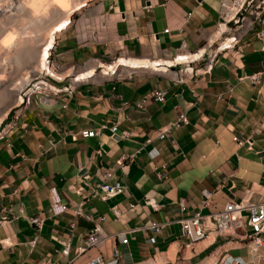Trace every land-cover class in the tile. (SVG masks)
<instances>
[{
    "label": "crops",
    "instance_id": "1",
    "mask_svg": "<svg viewBox=\"0 0 264 264\" xmlns=\"http://www.w3.org/2000/svg\"><path fill=\"white\" fill-rule=\"evenodd\" d=\"M30 10L42 11L31 5ZM74 10L46 34L32 75L40 72L51 30ZM218 11L219 0H106L58 34L52 56L65 71L56 77L72 75L78 82L77 76L95 67L97 74L47 103L35 96L30 106L15 111L16 118L11 113L1 120L0 205L9 207L10 216L20 206L23 213L0 224V264H59L61 241L68 236L73 264H86L99 253L111 264L112 247L129 262L128 248L113 234L151 222L161 223L155 243L141 231L130 234V250L137 258L154 254L157 264H220L230 256L247 264V244L235 237L187 247L179 219L196 211L215 212L230 199L264 200V76L248 78L261 70L262 42L246 37L219 52L205 72L182 74L164 65L157 71L123 66L106 75L98 69L121 58L170 57L182 45L195 49L214 39ZM115 54L122 56L111 63L91 58ZM155 89L165 90L164 101L150 97L138 107ZM179 114L185 121L177 123ZM114 123L117 130L111 134ZM85 129L98 134L81 137ZM165 129L169 134L159 138ZM244 139L251 143L238 142ZM129 153L133 159L119 166L117 159ZM104 170L111 172L109 181L127 186L124 193L106 199L92 195ZM204 189L211 191L207 207L200 205ZM113 206L120 210L118 217ZM36 216L40 227L30 221ZM246 217L244 212V226ZM96 223L112 235L98 247L83 249L85 235Z\"/></svg>",
    "mask_w": 264,
    "mask_h": 264
},
{
    "label": "built area",
    "instance_id": "2",
    "mask_svg": "<svg viewBox=\"0 0 264 264\" xmlns=\"http://www.w3.org/2000/svg\"><path fill=\"white\" fill-rule=\"evenodd\" d=\"M22 0H0V8L6 14H12L20 12ZM191 12H188V16ZM218 33L215 35V33ZM214 34L213 40L207 39L205 42L196 47L195 49H187L182 45L178 51L172 54L170 57H157L162 59H169L171 63H160L157 58L148 57L153 65H164L166 70L172 69L179 71L182 74L193 73L195 71H208L211 69L214 59L221 51L233 49L239 45L246 37L258 39L262 42L261 48L264 49V0H219V11L216 26L211 35ZM211 44H215V47L208 53ZM93 59L105 61L101 57L93 56ZM89 58V59H91ZM88 59V60H89ZM88 60L80 64L84 66ZM197 63V65H193ZM185 65L184 67H179ZM178 66V67H177ZM48 67H51L55 71L63 70L60 65L55 62L53 56L46 59V68L41 69L36 75L29 79L25 87L20 89L17 102L18 106L13 111V117H17L15 111L17 109L26 108L31 105L33 97H38L42 102H49L53 95L62 92H72L75 89V84L83 81L73 82L71 77L67 75L63 78L54 76L51 72H48ZM264 76V60L261 66V70L257 73L249 75L248 78L256 80L257 78ZM67 79V83L62 84L64 78ZM181 79V78H179ZM87 81V80H85ZM152 97L153 99L162 102L165 99V90L155 89L144 96V98L137 104L138 107H143V103L146 99ZM7 118V115H6ZM177 123L179 121H185L184 114H179L177 117ZM11 119L8 123L12 122ZM176 123V124H177ZM105 127V125H103ZM111 134H115L117 130V124L114 123L109 127ZM98 134V130L85 129L80 131L81 137H88ZM124 136H127L125 131H122ZM168 129L160 130L158 137L162 138L168 135ZM247 141V139L238 141L240 144ZM248 142V141H247ZM251 143V142H248ZM134 153L122 155L117 159L119 166L125 162H130L133 159ZM103 180L94 185L92 189V195H99L102 199L122 194L126 191L127 186L121 181L114 180L109 181L111 175L110 171L104 170L102 172ZM211 191L204 189L202 191V197L200 199L201 207H207L211 203ZM145 202L153 207L155 203L151 198H146ZM130 208L134 205L129 204ZM182 206V203H180ZM65 208V206H62ZM116 217L119 216L120 210L117 206L111 208ZM76 213L79 212L78 208L74 209ZM10 209L7 205H0V224L8 222L11 218H17L23 213V208L19 207V213L16 215H9ZM246 212V225L244 226L241 221L243 213ZM31 223L41 226L42 220L39 217H30ZM180 235L187 239L185 244L187 247L194 249V245L199 241L206 239L212 240L218 236H230L246 242L248 247L249 260L247 264H258L260 258H264V200L258 202L249 201H235L233 199L228 200L221 209L215 212L201 213L196 211L190 215L182 216L179 219ZM161 229V223L151 222L146 225L136 226L129 229L115 232V235L120 244L125 245L128 248V256L130 261L127 262L122 252L117 247H112L110 250V257L112 259L111 264H157L155 255H149L145 258H137L130 250L131 246V233L141 231L147 234V239L150 243L156 242V235ZM112 234H108L103 227L96 223L86 233L84 239L83 249L89 247H98L102 242L109 238ZM62 248L60 253L63 260L59 264H73V260L68 258L70 248V236L61 241ZM155 251L157 248L154 246ZM86 264H107L102 253L91 257ZM220 264H244L243 259L227 256Z\"/></svg>",
    "mask_w": 264,
    "mask_h": 264
},
{
    "label": "rangeland",
    "instance_id": "3",
    "mask_svg": "<svg viewBox=\"0 0 264 264\" xmlns=\"http://www.w3.org/2000/svg\"><path fill=\"white\" fill-rule=\"evenodd\" d=\"M27 1L22 0L20 12L6 15L11 23L19 24L16 30H10L9 25L0 22V122L18 108L15 103L19 91L34 76L30 71L38 64V50L52 26L66 16L71 9L89 3L69 14L73 22L93 5H101L106 0H32L29 6L42 11L35 14L30 10L29 17L22 18L20 16L26 13L24 7ZM119 57L121 56L115 54L104 62L111 63ZM98 69L101 71L102 68ZM73 70L68 69L67 72L71 73ZM114 75L116 73L107 77ZM63 76L65 77V74ZM69 77L72 78V75ZM68 78H64L62 84L67 83Z\"/></svg>",
    "mask_w": 264,
    "mask_h": 264
},
{
    "label": "bare ground",
    "instance_id": "4",
    "mask_svg": "<svg viewBox=\"0 0 264 264\" xmlns=\"http://www.w3.org/2000/svg\"><path fill=\"white\" fill-rule=\"evenodd\" d=\"M32 0H28L25 4V10L26 13L23 14L22 18L25 17H29L30 12V6L29 3ZM83 5H88V3H84ZM81 6L76 7L77 9H79ZM44 7V5L42 6ZM82 8V7H81ZM4 11H2V9L0 8V22L7 24L10 26V30H16L15 28L18 27L19 24H16L17 22H10V18H8ZM71 23L70 19H64L62 20L60 23L57 24L56 27H54L49 35V40L47 42V44L44 46L43 50H42V55H41V69L46 68V59L49 58L52 54V50L55 47V42H56V38L58 36L59 33H61L63 30H65L67 28V26ZM12 25V26H11ZM218 33L216 32L215 35H217ZM215 35L213 34V36L215 37ZM212 40V39H210ZM122 56V55H120ZM162 59V58H161ZM98 60V59H97ZM160 63L166 62V63H171L170 60H165V61H159ZM133 67V68H139V67H147V68H154L156 70H159L163 67L162 64L158 65H153L150 60H135V59H128V58H121L119 60H116L115 62L111 63V64H101L99 67H101V73L106 75L109 74L111 71L116 70L119 67ZM40 69V70H41ZM48 72H51L54 76H57V71L53 70L51 67H48ZM97 74V68H92L91 70H89L86 73L80 74L79 76H77V78L75 79L76 81H81V80H86L88 78H90L91 76H95Z\"/></svg>",
    "mask_w": 264,
    "mask_h": 264
}]
</instances>
